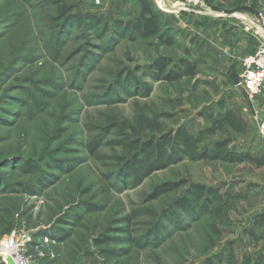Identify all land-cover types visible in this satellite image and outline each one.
<instances>
[{"label":"rangeland","instance_id":"obj_1","mask_svg":"<svg viewBox=\"0 0 264 264\" xmlns=\"http://www.w3.org/2000/svg\"><path fill=\"white\" fill-rule=\"evenodd\" d=\"M236 1L149 0L173 40L162 45L124 31L140 15L138 0H0V264L4 239L42 230L66 237L33 236L31 263H59L82 232L73 217L86 225L75 264H87L85 250L127 247L94 240L124 238L128 216L131 237L146 245L141 264H227L231 254L264 264V165L180 158L142 180L124 175L147 134L183 126L197 135L209 126L205 109L234 107L245 131L224 126L200 148L228 141V150L264 157L257 127L264 108L258 96L247 98L240 78L247 21L264 16V0ZM214 16L219 26L210 24ZM156 59L168 60V70L191 62L194 94L185 78L167 85L148 76ZM131 78L148 94L135 93ZM124 138L137 146L115 142ZM194 184L227 196V219L200 212L201 200L188 192ZM182 198L190 206L177 205Z\"/></svg>","mask_w":264,"mask_h":264},{"label":"trees","instance_id":"obj_2","mask_svg":"<svg viewBox=\"0 0 264 264\" xmlns=\"http://www.w3.org/2000/svg\"><path fill=\"white\" fill-rule=\"evenodd\" d=\"M140 6V15L135 21L127 20L125 22L124 31L129 35H134L140 39H151L162 45H171L173 40L168 33L163 32L162 26L163 22L160 20L158 12L151 7L149 0H138ZM237 3L242 2V0H237ZM87 20L90 24L97 28L101 24V20L97 17L87 15ZM117 26L120 27L121 21H116ZM169 61L165 59L157 60L152 64V72L148 73L153 80H158L167 85H174L182 78H185L188 82L187 85H190L188 90L189 94L192 96L194 94L195 85H191L189 82L195 76L194 74V65L189 61H184L177 67H173L171 70H168ZM150 69V70H151ZM130 77H127L129 79ZM132 80L131 84L135 83V86H138V89H135L134 92H138L140 95L145 96L149 92L148 86L142 84L139 81ZM170 102V100H169ZM200 116L209 124L202 128L197 135L191 133L188 129L183 126L178 127L175 131L170 130L167 133H164L162 129H158L159 136L152 137L150 134H147L148 139L142 142L137 148L133 149L130 152V157L126 162V169L124 171L125 176H131L135 179L142 180L146 178L151 173L165 169L168 165L180 160V158H187L191 161H215L220 160L223 162H241L248 161L253 163L255 166L264 165V157H259L255 154L244 152V153H235L232 150L226 149L228 141L216 142L213 144L211 149L200 148V142H202V137L205 134H213L215 131L222 129L224 126L229 127L231 130L242 133L244 132L242 123L232 110H227L224 113H205L201 112ZM145 121V119H143ZM146 124L147 121H145ZM148 126V125H147ZM118 144H123L126 148L137 146L136 142H131L128 139H120V141H115ZM134 145V146H132ZM35 162V161H34ZM29 161L24 164L30 170L36 168L35 163ZM137 181V180H136ZM191 199L201 200L200 202V212L202 213L203 209L205 213H211L216 216H221L227 219V196L226 198L220 194L216 188L207 187L199 184H194L188 190ZM177 205L190 206L187 199H180ZM199 212V214H201ZM75 226H78L82 229L81 233H77V242H71L65 244L64 254L62 260L57 264H75L77 256L82 252L80 249L81 243L84 241L83 231L86 228L85 224L79 223L77 217H73ZM130 217H126L125 227L120 228L121 231H124V238H113L108 237L105 234H102L97 239L94 240L96 246H108V244L114 243H124L127 247L123 249H106L100 248L96 252L85 250L83 252V259L87 264H96L99 260L102 261V264H141L140 263V251L146 245L139 244L137 240L133 239L128 230V224L130 223ZM264 221V216L261 218ZM76 221V222H75ZM217 233L218 230L213 228ZM58 230H55L50 233L42 230V234H39L40 238H53L57 241H62L65 239L66 235ZM48 232V231H47ZM37 237L36 234H32V237ZM35 237V238H36ZM37 237V238H38ZM35 247L38 246L37 241H32ZM133 248V249H132ZM33 249H29V252H32ZM81 250V251H80ZM82 264V263H81ZM227 264H252L250 260L246 259L245 261L239 263L234 255H230Z\"/></svg>","mask_w":264,"mask_h":264},{"label":"built area","instance_id":"obj_3","mask_svg":"<svg viewBox=\"0 0 264 264\" xmlns=\"http://www.w3.org/2000/svg\"><path fill=\"white\" fill-rule=\"evenodd\" d=\"M248 29L256 36V49L245 55L242 59L241 83L245 89L247 98L253 100L260 92L264 82V16L259 15L255 20H249ZM258 133L264 141V110L257 119ZM30 233H22L20 236L10 235L2 241L5 253L3 260L8 264L6 257H11L14 264H32L27 255L26 245L32 243ZM47 238H45L46 240Z\"/></svg>","mask_w":264,"mask_h":264},{"label":"crops","instance_id":"obj_4","mask_svg":"<svg viewBox=\"0 0 264 264\" xmlns=\"http://www.w3.org/2000/svg\"><path fill=\"white\" fill-rule=\"evenodd\" d=\"M202 17L203 18H205V19H207V18H209V15H206V14H203L202 15ZM216 18H218L217 16H214V18L212 19V20H214L213 22H210V24L211 25H213V26H217V24H218V26H219V23L216 21ZM211 20V19H210ZM209 24V25H210ZM247 30V29H246ZM247 32H249V36H248V39H249V42H248V48H249V50H250V52L249 53H251L256 47H255V45H256V40H255V37H254V35H253V33L252 32H250L249 30H247ZM227 57H225V59H226ZM258 100H259V103H260V105L264 108V82L262 83V87H261V92H260V94L258 95V98H257ZM247 102V101H246ZM227 110H232L235 114H236V116L238 117V119L240 120V122L242 123V126H243V131H245V127H244V125H243V122H242V120L240 119V117H239V114H238V112H237V109H235L234 107H226L223 111H213V110H209V111H207V109H205V110H201V112H205V113H213L214 115L215 114H218V113H224L225 111H227ZM201 119H203V117L201 116ZM204 120V119H203ZM236 132V131H235ZM239 133V132H238ZM243 133V132H242ZM259 134V133H258ZM260 136V135H259ZM264 142V141H263ZM233 151V150H232ZM2 262H3V264H5L4 263V260H3V257H2Z\"/></svg>","mask_w":264,"mask_h":264},{"label":"water","instance_id":"obj_5","mask_svg":"<svg viewBox=\"0 0 264 264\" xmlns=\"http://www.w3.org/2000/svg\"><path fill=\"white\" fill-rule=\"evenodd\" d=\"M6 261H7V263L8 264H14V262H13V260H12V258L11 257H6Z\"/></svg>","mask_w":264,"mask_h":264}]
</instances>
